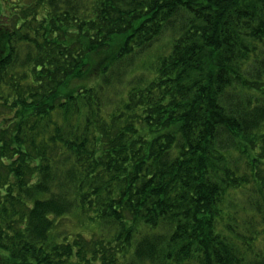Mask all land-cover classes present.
Instances as JSON below:
<instances>
[{
    "label": "trees",
    "instance_id": "16d2710c",
    "mask_svg": "<svg viewBox=\"0 0 264 264\" xmlns=\"http://www.w3.org/2000/svg\"><path fill=\"white\" fill-rule=\"evenodd\" d=\"M0 264H264V0H4Z\"/></svg>",
    "mask_w": 264,
    "mask_h": 264
},
{
    "label": "rangeland",
    "instance_id": "374dc122",
    "mask_svg": "<svg viewBox=\"0 0 264 264\" xmlns=\"http://www.w3.org/2000/svg\"><path fill=\"white\" fill-rule=\"evenodd\" d=\"M3 6V7H2ZM0 7H1V9H3L4 8V0H0ZM3 13H5V9H4V12ZM3 13H1V14H3ZM6 15V14H5ZM166 40L165 39H163L161 42L164 44V42H165ZM159 45L160 44H158V45H156L153 49H151L150 51H149V55H150V57L148 58V59H152V58H154V56H155V54L156 53H158V51H159ZM147 58L146 59H144V61H147L148 60ZM144 61L142 60V63H143V65H144ZM146 67V64L144 65V66H142V64L140 63L139 65H138V67H137V69L138 70H141V68L142 69H144ZM58 228L54 231L55 233H58V235L59 236H63V235H65L66 233H67V230L69 231V232H77V231H83L85 234H88L89 233V231H92L91 229L90 230H88V232L85 230V229H80L78 226H77V221L75 220V218H73L72 216H67V217H62V218H60L59 220H58ZM94 232H95V236H96V234H98L97 232V228L95 227V230H94ZM98 236V235H97ZM96 236V237H97ZM61 239H59V241H60Z\"/></svg>",
    "mask_w": 264,
    "mask_h": 264
}]
</instances>
